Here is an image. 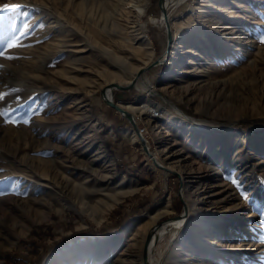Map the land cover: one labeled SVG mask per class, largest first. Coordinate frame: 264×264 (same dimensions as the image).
<instances>
[{
	"label": "rangeland",
	"instance_id": "1",
	"mask_svg": "<svg viewBox=\"0 0 264 264\" xmlns=\"http://www.w3.org/2000/svg\"><path fill=\"white\" fill-rule=\"evenodd\" d=\"M160 2L0 0V264H264V0Z\"/></svg>",
	"mask_w": 264,
	"mask_h": 264
},
{
	"label": "bare ground",
	"instance_id": "2",
	"mask_svg": "<svg viewBox=\"0 0 264 264\" xmlns=\"http://www.w3.org/2000/svg\"><path fill=\"white\" fill-rule=\"evenodd\" d=\"M124 2H125V4H126V6L127 5H130V6H132L134 9H135V14H136V16L137 17H140V15L144 12V5H145V2L147 1V0H123ZM182 1H184V0H161V9H162V11H163V13H166L167 14V18H166V20H165V22L168 24V26H167V31H170V33H171V39H172V25H171V23H170V12H169V10H170V7H173L174 5L176 6V4H178V3H180V2H182ZM124 4V5H125ZM124 9H126L127 7H123ZM133 9V10H134ZM121 10V9H120ZM131 10V9H130ZM129 11V10H128ZM119 12V11H118ZM123 12V11H122ZM164 20H163V18H162V22H163ZM165 26V27H166ZM144 35H146V34H144ZM143 35V36H144ZM219 35V34H218ZM145 37V36H144ZM143 37V38H144ZM143 40V39H142ZM147 46H149L148 48H151V43H150V41L148 40L147 41ZM170 46V45H169ZM170 53H171V51H169V54H168V57H169V55H170ZM139 69V68H138ZM186 72V71H185ZM186 74V73H185ZM171 77V76H170ZM118 78V77H117ZM188 90V89H187ZM106 95L108 96V98H110V96L108 95V93H107V91H106ZM118 105V104H117ZM119 106V105H118ZM121 107V106H120ZM144 107V105H142V104H139V105H133V104H131V103H127V104H125V105H122V109H124L125 111H128V112H134V111H136V112H141L140 114L141 115H143L144 114V111L143 110H141L142 108ZM176 108V110H177V112L178 113H181V110L178 108V107H175ZM147 109L150 111V110H152L150 107H147ZM147 111V110H146ZM148 111V112H149ZM146 114V113H145ZM182 115V114H181ZM151 116L152 115H150V117L149 116H145V118L147 117V124L149 123V122H151ZM184 116V115H183ZM133 121H134V123L136 124L137 123V120L136 119H133ZM200 125V124H199ZM201 128H202V126H201ZM58 129V128H57ZM203 129V128H202ZM43 130V129H42ZM137 132H138V129H137ZM139 135V134H138ZM139 137H140V135H139ZM144 138V137H143ZM145 140H144V143H145V147L147 148V150H148V143L146 142L147 141V138H144ZM29 142V141H28ZM30 143V142H29ZM162 143V142H161ZM26 144V143H25ZM27 145V144H26ZM28 146V145H27ZM28 148V147H27ZM170 148V147H169ZM169 148L167 147V144H163L162 145V149L160 150V152H164V151H166V152H168V150H169ZM148 155V154H147ZM150 158H151V160L152 161H154V162H156L157 164H159V166H161V167H163V168H165V169H167V170H172L173 172L175 171V167H173V166H170V167H167V166H165V165H162L161 164V160L159 159V157H158V155H156V154H151L150 153ZM170 156V155H169ZM168 156V157H169ZM167 158V157H166ZM178 171V173L182 176V178H184V176L182 175V173L179 171V170H177ZM202 176V175H201ZM186 187H187V185H185ZM183 188V187H182ZM187 189V188H186ZM183 193V192H182ZM122 198V196L121 195H119V194H117V195H113V196H111L110 198H108V201L107 202H105L104 204H103V210L104 211H107V210H109L113 205H115V203H117V202H119L120 201V199ZM106 200V199H105ZM196 200V199H195ZM102 201V200H101ZM191 201V200H190ZM101 203V202H100ZM186 204H187V202H185ZM100 205V204H99ZM102 205V204H101ZM188 206V205H187ZM188 209V208H187ZM101 211H102V209H100ZM166 210H165V208H159V209H157L154 213H152V216H153V218L155 219L156 217H158V216H160L163 212H165ZM202 211V210H201ZM189 212V211H188ZM104 213V212H103ZM103 213H102V215H103ZM106 213V212H105ZM109 214V213H108ZM185 218L186 217H184L183 215L181 216V217H179V218H176V219H172L171 221H168V222H165V223H162V224H154L153 226H152V228L148 231V233L146 234V235H144L143 236V238H142V246H141V250H140V253H141V256H142V252H143V244H144V242H145V239H146V237H150V242H149V245H148V250H147V254H148V263H151V264H153L152 263V259L149 257V252H150V250H151V248H152V246H153V244H154V241L156 240V238L157 237H159V236H161L162 234H164L165 232H166V229L169 227V226H179V224H181L184 220H185ZM152 220V219H151ZM151 226V225H150ZM232 256V255H231Z\"/></svg>",
	"mask_w": 264,
	"mask_h": 264
},
{
	"label": "water",
	"instance_id": "3",
	"mask_svg": "<svg viewBox=\"0 0 264 264\" xmlns=\"http://www.w3.org/2000/svg\"><path fill=\"white\" fill-rule=\"evenodd\" d=\"M163 16H164V19L166 20V18H167V14L164 13ZM166 25L168 26L167 23H166ZM167 26H166V33H167V35H168V42H169L168 44H170L171 33H170V31H167ZM160 63H161V61L157 60V61H155L154 63H152L150 66H148V67H143V68L139 69L138 72L136 73V76L130 81L129 84H127V85H125V86H121V85H119V84H111L107 89H103V90L101 91V96H102V99H103L104 103L107 104L108 106H110L111 108H114V109H115L117 112H119L120 114L124 115L127 119H129V120L132 122V124H133L134 126H136L135 123H134V121H133V118H132L131 114L128 113L127 111H125L124 109H122V108H121L120 106H118L116 103H114V102L112 101L111 98H108V96L106 95V91H107L108 89H113V88L118 89V90H128V89L133 88V86H134V84L136 83V81L138 80V77L140 76V74H142L144 71L148 70L150 67H152V66H154V65H157V64H160ZM140 140H141V143H142V145H143L144 150L147 152L148 150H147V148L145 147L146 145H145V143H144V140H145V139H144L143 136H141V135H140ZM147 153H148V152H147ZM153 163H154L155 165H157L158 167H161V166H159V164H157L156 162L153 161ZM162 168H163V167H162ZM185 211H186V210H185ZM183 216H185V214H183ZM149 242H150V237L148 236V237H146L145 242H144V244H143L142 259H143V263H144V264H151V263H148V254H147V250H148Z\"/></svg>",
	"mask_w": 264,
	"mask_h": 264
},
{
	"label": "snow or ice",
	"instance_id": "4",
	"mask_svg": "<svg viewBox=\"0 0 264 264\" xmlns=\"http://www.w3.org/2000/svg\"><path fill=\"white\" fill-rule=\"evenodd\" d=\"M18 6H19V4H4L2 7H0V13H3L5 11L9 10V9L16 8ZM18 41H19V39H16V40L8 43L6 49H0V57H4V58H6L8 60L16 59V57H12L10 55H6V53H7L8 50L17 47ZM261 42L264 43V37H261ZM18 91H19L18 89H12V92H18ZM9 94L10 93L0 92V103L4 102L5 101V97L8 96ZM15 99H16L17 103H19L20 97L17 96ZM10 111L14 112L15 109L0 108V117L8 118L5 121L7 123L17 124L18 121L16 119L9 118ZM29 115H31V113ZM22 123L26 125V124L29 123V120L28 119H24L22 121ZM8 179H9L8 177H3V181H0V182L7 181ZM3 195H5V192L4 191H0V196H3Z\"/></svg>",
	"mask_w": 264,
	"mask_h": 264
},
{
	"label": "built area",
	"instance_id": "5",
	"mask_svg": "<svg viewBox=\"0 0 264 264\" xmlns=\"http://www.w3.org/2000/svg\"><path fill=\"white\" fill-rule=\"evenodd\" d=\"M151 114H152V116H159V111L152 109ZM138 134L144 137L147 134L145 127L138 128ZM145 137L147 138V136H145Z\"/></svg>",
	"mask_w": 264,
	"mask_h": 264
},
{
	"label": "crops",
	"instance_id": "6",
	"mask_svg": "<svg viewBox=\"0 0 264 264\" xmlns=\"http://www.w3.org/2000/svg\"><path fill=\"white\" fill-rule=\"evenodd\" d=\"M134 136H135V141H137V140H139V135H138V133H137V129L135 130L134 129Z\"/></svg>",
	"mask_w": 264,
	"mask_h": 264
}]
</instances>
